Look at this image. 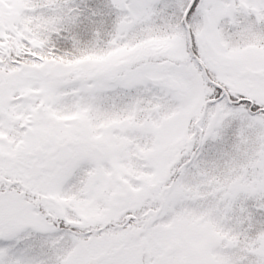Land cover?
Instances as JSON below:
<instances>
[{"label": "snow or ice", "instance_id": "snow-or-ice-1", "mask_svg": "<svg viewBox=\"0 0 264 264\" xmlns=\"http://www.w3.org/2000/svg\"><path fill=\"white\" fill-rule=\"evenodd\" d=\"M0 264H264V0H0Z\"/></svg>", "mask_w": 264, "mask_h": 264}]
</instances>
